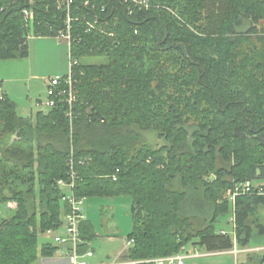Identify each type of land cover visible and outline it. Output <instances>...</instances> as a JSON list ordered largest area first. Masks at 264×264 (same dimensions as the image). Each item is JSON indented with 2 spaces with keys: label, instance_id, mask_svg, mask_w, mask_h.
<instances>
[{
  "label": "trees",
  "instance_id": "trees-1",
  "mask_svg": "<svg viewBox=\"0 0 264 264\" xmlns=\"http://www.w3.org/2000/svg\"><path fill=\"white\" fill-rule=\"evenodd\" d=\"M61 1L0 0V59L26 57L29 32L61 38L73 95L22 116L0 93V203L16 205L0 221V264L59 249L39 244L69 211L59 180L76 197L131 198L130 264L264 234V194L237 195L233 208L225 198L236 182L264 181V0H149L132 13L75 0L69 28ZM91 57L102 61L82 62ZM232 213L234 237L215 226ZM79 232L82 252L95 232L87 219Z\"/></svg>",
  "mask_w": 264,
  "mask_h": 264
},
{
  "label": "crops",
  "instance_id": "crops-1",
  "mask_svg": "<svg viewBox=\"0 0 264 264\" xmlns=\"http://www.w3.org/2000/svg\"><path fill=\"white\" fill-rule=\"evenodd\" d=\"M32 42L27 40L29 52L26 57L0 59V93L14 101L16 107L18 102L26 101L29 95H33L36 101H40L41 93H44L45 88L47 89L48 79L53 76L66 75L64 73L67 68L66 51L69 50L67 42L65 45L63 39L50 36H34ZM68 64L70 69V60ZM258 183L264 185V181ZM83 213H85L84 219L92 224L96 237L98 233L95 231L89 211L84 210ZM104 220L108 221L107 218ZM226 222L230 230L223 226L217 230L228 232L234 237L233 213L228 216ZM117 227L114 220L113 223L109 222L110 234L106 239L112 244L108 250L100 253L101 251H96L92 243H89L88 248L92 254L86 255L84 252L86 250L79 252L80 259L86 264H129L126 253L131 244L126 243L129 240L128 237L119 244L120 237L115 235ZM115 242L116 245L113 246ZM52 243L56 245L55 242ZM234 249L235 252H233ZM263 254L264 234L252 236L244 247L238 246L234 241L233 246L225 250L206 251L190 246L189 250L185 248L179 253L183 256V264H264ZM30 264H69V261L66 249L59 247L53 256L41 257Z\"/></svg>",
  "mask_w": 264,
  "mask_h": 264
},
{
  "label": "built area",
  "instance_id": "built-area-1",
  "mask_svg": "<svg viewBox=\"0 0 264 264\" xmlns=\"http://www.w3.org/2000/svg\"><path fill=\"white\" fill-rule=\"evenodd\" d=\"M75 0H62L60 3V7L66 9L67 12V28H69V22L71 20V16H69L70 8L74 4ZM127 5L129 13H132L134 10H145L149 7V0H114ZM83 4L88 6L90 5V0H84ZM104 8L102 7V10ZM23 14L25 19L28 21L30 28H32L33 17L32 14L23 10ZM93 26V25H89ZM31 34V32H29ZM66 39L69 40V34L66 35ZM72 61L70 60V66ZM71 74L70 69L68 74L64 76H53L50 77L47 81V89L46 94L47 98L45 101V106L51 108L55 105L56 99H63L68 104H71L73 100V95L71 92ZM61 84H64L68 89L61 88ZM66 93V96H65ZM68 114H70L68 112ZM73 178V174L71 175ZM58 185L61 187H67L69 194L66 193L62 197L63 201H66L69 205V211L64 216V221L62 225L57 230H47L46 234L52 235V238L57 246L63 247L66 249L67 257L69 264H86L85 261L80 259L79 253V245L81 244L80 232H79V223L84 218L83 215V203L84 197H76L72 191L73 181L66 183L63 180L58 181ZM264 194V188L261 183H254L251 180H245L236 182L233 186L226 191L225 198H227L232 205L234 204V199L237 195L240 194ZM62 232H58L59 230ZM127 244H132V240H128ZM236 250L234 249L233 252ZM86 255H91L92 251L87 249L84 251ZM144 262L149 264H183V256L178 254L153 257L144 260ZM130 263H134V261H129Z\"/></svg>",
  "mask_w": 264,
  "mask_h": 264
},
{
  "label": "rangeland",
  "instance_id": "rangeland-1",
  "mask_svg": "<svg viewBox=\"0 0 264 264\" xmlns=\"http://www.w3.org/2000/svg\"><path fill=\"white\" fill-rule=\"evenodd\" d=\"M32 39H34V36L29 34L28 42H32ZM63 43L66 45L65 40H63ZM66 54H67L66 56L67 68L66 71L64 72L65 74H67L69 71L68 50L66 51ZM101 61H102L101 59L95 57L82 59V62H86V63L101 62ZM46 98H47V94L45 88L44 93H41L40 101H36L33 95H29L26 101L18 102L16 111L19 115H24V116H33L36 111L46 112L49 110V108L44 104ZM143 134L146 140L149 143H151L153 146H157L162 143V140L158 139L154 133L143 132ZM14 138L16 137L13 136L11 140ZM65 193L67 195L69 194L68 189L65 190ZM82 206H83V212L84 210L89 211V214L95 226V231L96 233H98L96 237H94L93 240L90 242L92 243V247L95 248L96 251H101L100 253H103V251L108 250L109 246L112 244V243H108V240L106 238L107 235L110 234L109 222L113 223V220L118 226L115 235L120 237L119 244L121 243L120 241H124L126 237H128L127 234L130 232L132 227V221L130 216L131 198L129 196L88 197L84 199V203ZM15 212H16L15 202L7 201L0 203V221L12 217L15 214ZM84 214L85 213H83V215ZM106 218L108 219L107 222H105L104 220ZM227 218L228 216L219 217L215 224L216 228L218 229L219 227L223 226L226 227V229L230 230L226 222ZM58 232H62V230L60 229ZM45 241L54 242L52 235L50 234L48 235L46 233L39 235V244ZM114 245H116V242L113 244V246ZM189 247L190 246L188 245L187 250H189Z\"/></svg>",
  "mask_w": 264,
  "mask_h": 264
},
{
  "label": "water",
  "instance_id": "water-1",
  "mask_svg": "<svg viewBox=\"0 0 264 264\" xmlns=\"http://www.w3.org/2000/svg\"><path fill=\"white\" fill-rule=\"evenodd\" d=\"M262 259H264V254H263V256H262Z\"/></svg>",
  "mask_w": 264,
  "mask_h": 264
}]
</instances>
